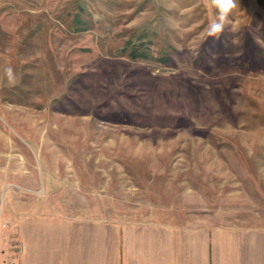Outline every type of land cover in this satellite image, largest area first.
I'll list each match as a JSON object with an SVG mask.
<instances>
[{"label":"rangeland","instance_id":"rangeland-1","mask_svg":"<svg viewBox=\"0 0 264 264\" xmlns=\"http://www.w3.org/2000/svg\"><path fill=\"white\" fill-rule=\"evenodd\" d=\"M240 6L237 46L206 39L208 0H0V76L16 74L0 84V260L24 199L84 218L264 225V0Z\"/></svg>","mask_w":264,"mask_h":264},{"label":"crops","instance_id":"crops-1","mask_svg":"<svg viewBox=\"0 0 264 264\" xmlns=\"http://www.w3.org/2000/svg\"><path fill=\"white\" fill-rule=\"evenodd\" d=\"M13 226L17 264H264V225L84 218L24 199Z\"/></svg>","mask_w":264,"mask_h":264},{"label":"clouds","instance_id":"clouds-1","mask_svg":"<svg viewBox=\"0 0 264 264\" xmlns=\"http://www.w3.org/2000/svg\"><path fill=\"white\" fill-rule=\"evenodd\" d=\"M209 5L215 9V16L211 22L204 29V35L206 39L213 37L219 39L225 32L232 34V43L239 46L242 43L240 34V24L236 18L237 10L241 9L240 0H208ZM264 26L260 24L259 27ZM256 43L261 47H264V39H260L259 36H253ZM241 52L235 53V55H241ZM16 83V74L12 67L5 66L3 68V75L0 76V84L6 86H14Z\"/></svg>","mask_w":264,"mask_h":264},{"label":"trees","instance_id":"trees-1","mask_svg":"<svg viewBox=\"0 0 264 264\" xmlns=\"http://www.w3.org/2000/svg\"><path fill=\"white\" fill-rule=\"evenodd\" d=\"M128 45L129 48H127V51H128V55L131 57V58H138V57H147L148 54L144 53L143 50H140L138 47H136V45H131V43L129 44L128 42ZM143 51V52H142Z\"/></svg>","mask_w":264,"mask_h":264},{"label":"built area","instance_id":"built-area-1","mask_svg":"<svg viewBox=\"0 0 264 264\" xmlns=\"http://www.w3.org/2000/svg\"><path fill=\"white\" fill-rule=\"evenodd\" d=\"M0 264H17V262L13 258H3L0 260Z\"/></svg>","mask_w":264,"mask_h":264}]
</instances>
